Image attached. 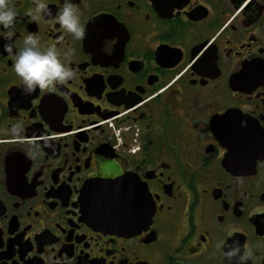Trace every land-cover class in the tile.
Returning a JSON list of instances; mask_svg holds the SVG:
<instances>
[{
  "label": "flooded vegetation",
  "instance_id": "obj_1",
  "mask_svg": "<svg viewBox=\"0 0 264 264\" xmlns=\"http://www.w3.org/2000/svg\"><path fill=\"white\" fill-rule=\"evenodd\" d=\"M9 2L0 264H264V0H71L81 38L63 0ZM29 33L72 79L24 90ZM101 180L114 228L90 208Z\"/></svg>",
  "mask_w": 264,
  "mask_h": 264
},
{
  "label": "clouds",
  "instance_id": "obj_2",
  "mask_svg": "<svg viewBox=\"0 0 264 264\" xmlns=\"http://www.w3.org/2000/svg\"><path fill=\"white\" fill-rule=\"evenodd\" d=\"M34 7L37 12L51 15L44 0H34ZM16 17L17 12L14 4L9 0H0V26L8 30L7 37L9 38L13 35L12 26L16 22ZM55 19L74 38L83 36L84 24L71 0H63V6ZM4 49L11 52L12 44L5 43ZM13 69L21 78L24 90L29 93L36 88L51 89L56 84L72 79L75 75L68 63L61 59V53L55 44L41 46L39 37L32 33L24 36L23 46L16 51ZM240 247L239 244H236V247L230 248L225 255L231 258L240 253ZM250 255V252H246L241 254L239 259L243 261L246 256Z\"/></svg>",
  "mask_w": 264,
  "mask_h": 264
},
{
  "label": "water",
  "instance_id": "obj_3",
  "mask_svg": "<svg viewBox=\"0 0 264 264\" xmlns=\"http://www.w3.org/2000/svg\"><path fill=\"white\" fill-rule=\"evenodd\" d=\"M98 190L95 203L91 204L95 214L102 217V223L109 227H116L117 217L115 216L114 195L112 194L114 185L111 180H101L97 182ZM101 221V219H100Z\"/></svg>",
  "mask_w": 264,
  "mask_h": 264
}]
</instances>
